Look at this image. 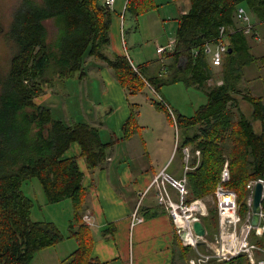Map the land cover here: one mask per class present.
<instances>
[{"label": "trees", "instance_id": "1", "mask_svg": "<svg viewBox=\"0 0 264 264\" xmlns=\"http://www.w3.org/2000/svg\"><path fill=\"white\" fill-rule=\"evenodd\" d=\"M190 1V10L180 17L175 30V46L168 53L175 58L183 56L186 64L183 68L173 64L162 79L164 83L182 82L187 87L206 88V102L195 114H179L176 119L182 131L178 151L182 155V148L191 145L193 152H200L198 159H191L193 168L185 174L187 200L213 194L227 162V186L236 192L243 218L248 211L246 183L264 179V97L254 96L240 86L244 65L251 57L244 51L243 34H237L240 30L227 34L238 35L239 44L228 47L223 56L220 84L216 81L206 86L215 74L203 52L204 44L217 38L219 28H227L232 22V13L242 0ZM155 7L151 0H128L125 10L134 18ZM49 19L56 29L51 42L47 41L44 24ZM110 23L111 12L105 0H22L13 16L7 36L14 52L7 72H0V264H31L37 252L66 237L75 238L78 246L60 264H99L90 257L92 234L82 218L86 202L83 173L76 157L67 156L66 152L77 142L88 168L94 169L105 160L111 142H101L98 129L86 121L68 124L54 118L52 109L36 104L34 98L75 73L82 78L88 57L109 67L131 95L142 90L146 82L151 84L155 79L136 72L127 56L109 53ZM238 95L252 106L250 115L240 108ZM152 103L172 120L164 105ZM134 117L132 112L124 124V137H129L127 128L134 123ZM255 121L259 122L258 131ZM34 178L46 203L70 200L67 236L52 221L31 219L33 200L25 195L22 185ZM261 207L264 212V199ZM212 211L211 217L201 220L210 229L215 224ZM113 231V227H107L102 234L107 236ZM252 238L263 247L264 232ZM189 250L192 252L191 247L181 246L183 257ZM235 259L245 261L239 256L226 262Z\"/></svg>", "mask_w": 264, "mask_h": 264}, {"label": "crops", "instance_id": "2", "mask_svg": "<svg viewBox=\"0 0 264 264\" xmlns=\"http://www.w3.org/2000/svg\"><path fill=\"white\" fill-rule=\"evenodd\" d=\"M127 1L114 0L109 7L111 12L110 51L112 50L114 54L118 55H125L122 22L126 12ZM168 3L174 9V15H170L171 19H173L170 28L176 30L180 17L190 10L191 1L168 0ZM160 5L162 6L163 4L161 3ZM158 7L156 6V8ZM240 7L244 9L248 22L252 25L249 33L241 31L247 22L239 19L236 15L237 9ZM238 8L233 11L232 22L227 25V30L231 33L240 30L237 34L241 33L244 36V51L246 50L251 57L248 63L244 65L240 86L244 89L248 88L249 92L254 95L252 91L262 92L261 90L264 89V83L260 80H255L258 76V67L257 65H252L253 63H259V66L264 69V54H253V50L257 53H262L264 50L262 43L264 38V0H242ZM167 18H169L168 15L166 17L163 16L162 20L165 21ZM238 35H227L224 38L227 47L236 48V45L238 46L239 42L236 40V37H239ZM165 56H167L166 69L168 71L173 64L180 68H183L186 64V59L183 56L178 58H175L173 54ZM206 57L213 70L214 66L211 65L210 58L207 55ZM93 64L94 66L90 71L94 76H99L100 84L102 87L105 86L106 91L104 92L109 96L106 100L109 102L107 106H110L111 103L114 107L107 112L106 117L101 119V116L97 115L86 122L98 129L101 142H111V144L105 151L106 158L103 163L94 169L88 168L84 157L80 154L81 149L77 142H73L66 152L67 156L76 157L78 166L83 173L82 185L86 192L83 216H88L89 220L86 222L82 218L84 223L89 226L92 234L93 245L90 257L92 260L99 262V264H180L181 259L178 262L176 254L179 258L183 257L181 253L183 244L176 233L171 217L158 204L153 189L149 190L141 199L140 213L144 218L143 221L131 226L130 214L140 199V192L147 188L152 178L160 170L165 168L174 177L183 176V162L185 163V161L177 148L182 135L180 134V137H177V144L172 150L169 144L165 147L163 146V139L161 137L158 138V135L162 134L158 132L156 127L151 129L152 135L150 137L143 135V132L148 130L149 127H145L143 131L141 130L142 134L140 136L136 128L130 132L129 137H124V124L131 110L128 100H125L124 94L118 86L120 83L117 84L112 79V71L104 63ZM88 66L90 67L85 62V69ZM103 73L109 77V81L103 78ZM245 74L247 75L245 76ZM248 75L249 77H247ZM209 81L210 79L206 81V86H211ZM216 83L220 84L221 79H218ZM48 90L46 89L44 94L34 98V102L39 104L38 102H42L45 98L47 99L48 95L50 96L47 93ZM140 92L142 91L140 90L136 94ZM254 96L264 97V93ZM150 101L147 103L157 111H160L154 106L152 100ZM45 103L43 105H47L51 109L54 106ZM165 119V127H170L167 115ZM139 120H142L140 112L136 115L137 126H139ZM63 121L68 124L72 122L68 118L67 121ZM169 121L172 122V120ZM193 131L194 129L190 130V132ZM183 148H187L189 157L186 164L189 169H192L193 166L190 164L194 155L192 146L188 145ZM171 193L175 197L174 190H171ZM251 214L252 212L249 217H251ZM202 224L206 231L205 235L210 234L212 229L210 227L206 228L203 222ZM107 227H113L114 231L112 234L104 236L102 229ZM199 246V249L201 247L204 249L205 247L203 243H200ZM182 260L184 261V258Z\"/></svg>", "mask_w": 264, "mask_h": 264}, {"label": "rangeland", "instance_id": "3", "mask_svg": "<svg viewBox=\"0 0 264 264\" xmlns=\"http://www.w3.org/2000/svg\"><path fill=\"white\" fill-rule=\"evenodd\" d=\"M40 3L41 0H35ZM151 2L158 8L142 13L136 17H132L130 13H124V19L122 22L123 26V39L125 43L124 54L131 60L132 64L138 68L144 77L155 79L151 84L145 85L139 94L131 95L128 91L119 85L118 81L112 73V79L118 84L124 94V98L130 105V114H135L133 124L129 125L127 131L132 132L137 128V132L142 134L145 127H149L148 130L143 132L144 136L150 137L152 135V128L156 127L158 132L162 135H158V138H162L163 146L170 145L171 150L175 146L177 137H180L182 131L177 127L176 119L179 114L184 116H192L195 114L197 109L206 102L204 88H197L193 86H185L182 82L176 83H164L162 79L167 75V56L160 55L156 52L158 45L165 46L169 40L175 37V29H171L172 20L170 15H174L173 6L168 3V0H151ZM22 3V0H0V72L6 73L9 67V60L14 52L13 43L9 40L7 33L11 28V22L15 12L18 11ZM163 4L162 6L160 4ZM169 16L167 20H162L163 16ZM164 23V24H162ZM44 24L48 30L47 41L51 42L55 38V26L52 20H45ZM264 45V38L262 40ZM109 53H114L112 50ZM254 55L264 54L257 53L253 50ZM112 55V54H111ZM87 64L90 65L86 68V74L82 77L75 73L72 78L65 80L64 82H57L56 85L47 91V99L41 100L39 104H51L54 105L52 108V114L55 118H61L67 121V118L73 121H89L94 116H101V119L107 116V112L114 106L110 103L107 106L106 100L108 95L105 94V86L102 87L100 84V77L94 76L90 69L94 66L93 63L101 64L100 61L93 57L86 58ZM257 65L258 73L255 80H260L264 83V69H262L259 63L252 64ZM106 66V65H105ZM107 67V66H106ZM165 67V68H164ZM109 68V67H107ZM110 69V68H109ZM111 70V69H110ZM112 71V70H111ZM214 78L209 83L212 85L220 78L221 66L214 67ZM159 74V75H158ZM247 74H245L246 76ZM155 77V78H154ZM157 77V78H156ZM249 77V75L247 76ZM103 78L109 81V77L103 73ZM253 81V80H252ZM108 86V85H107ZM106 86V88H107ZM109 89V87H108ZM264 93V89L261 90ZM262 92L252 91L254 95H260ZM239 101L240 108L246 115H250L252 106L242 100L241 96H236ZM150 100L159 102L165 106V109L170 114L172 122L168 121L170 127H165L164 121L166 120V114L163 111H157L154 107L149 105ZM161 100L164 102H161ZM40 101V100H39ZM151 102V101H150ZM142 115V120H139V126L136 125V115ZM112 120V119H110ZM255 129L259 130V122H253ZM142 130V131H141ZM181 141V137H180ZM177 146V145H176ZM183 157V153H182ZM193 157L197 159L195 153ZM192 157V158H193ZM191 158V159H192ZM183 175L189 171L185 170V163L183 162ZM255 180V179H251ZM249 180V181H251ZM248 181V182H249ZM247 182V183H248ZM246 183V185H247ZM217 186V184H216ZM215 186V188H216ZM22 190L29 198L33 200V207L31 210L32 220H47L54 222L60 231L67 236L68 231V220L71 216V202L70 200H64L59 203L48 204L45 201L42 188L36 178L25 182L22 185ZM215 190V189H214ZM249 194L246 198L248 211L242 218L245 221L249 218L251 209L248 204V198L251 195V191L247 189ZM206 207L205 214H199L200 220H204L210 216V210L213 209L215 224L213 225L212 232L205 235L203 240L210 242L213 246L217 238V212L215 205L214 193L207 195L204 198H200ZM238 202V200H237ZM239 206V204H238ZM240 214V213H239ZM241 216V214H240ZM204 241H201L203 243ZM251 241L254 242L253 238ZM205 245V243H203ZM77 240L73 237H66L63 241L53 245L51 247L40 250L34 255L31 264H60V261L68 256L75 248H77ZM184 246V245H182ZM189 247V246H185ZM200 247V246H198ZM205 248L201 251L205 252ZM195 253L191 250L187 251L185 257H177V261L180 264H188V259L193 257ZM256 256L263 257L261 251L256 252ZM245 259L237 260L233 262H226L225 260L210 259L206 264H250L248 259L241 255ZM184 258V261L182 260ZM237 258V257H236ZM179 259V260H178ZM232 260V259H231ZM229 261V260H228ZM186 262V263H185Z\"/></svg>", "mask_w": 264, "mask_h": 264}, {"label": "built area", "instance_id": "4", "mask_svg": "<svg viewBox=\"0 0 264 264\" xmlns=\"http://www.w3.org/2000/svg\"><path fill=\"white\" fill-rule=\"evenodd\" d=\"M114 0H105L108 7L113 4ZM236 15L239 19L246 21V25L241 29L244 33H249L252 25L248 22V18L243 8H238ZM233 32V31H232ZM231 33L225 26L219 28L218 36L212 42H206L203 46V52L210 58V63L214 67L221 65L223 56L228 47L224 41L227 34ZM175 46V37L165 45H158L156 52L160 55H167ZM194 54L198 53L197 49L193 50ZM133 69L138 72L136 66L132 64ZM147 85H149L146 82ZM161 102H163L161 100ZM164 103V102H163ZM183 159L185 161V170L189 169L186 164L188 160L187 148H182ZM196 156H199V150L194 151ZM190 170V169H189ZM230 179V172L227 162L224 163L220 179L214 190V198L217 212V238L214 246L210 242L203 240L204 237H199L193 230V223L201 221L199 214H205L206 207L201 199L188 201V188L185 174L182 177H174L166 169L160 170L147 188L140 192V199L135 208L130 214V225L134 226L143 221V216L140 213V204L143 196L151 189L154 190L157 202L162 206L167 214L171 217L175 226L176 233L179 236L184 246L192 248L195 255L188 259V264H206L210 259L231 260L241 255H244L250 264H264V243L263 247H259L255 242L251 241L252 235L262 236L264 232V212L259 214V221L256 226L250 223V217L245 221L239 214V206L237 202V194L234 190L227 186ZM260 182L263 185L262 199H264V179L257 178L247 183L246 188L251 191L248 198V204L251 209L252 192L254 185ZM171 190H174L175 197ZM87 222L88 216H83ZM182 223H184L182 225ZM195 236V238H194ZM201 241L205 243V252L199 249ZM261 251L263 257L256 256V252Z\"/></svg>", "mask_w": 264, "mask_h": 264}, {"label": "water", "instance_id": "5", "mask_svg": "<svg viewBox=\"0 0 264 264\" xmlns=\"http://www.w3.org/2000/svg\"><path fill=\"white\" fill-rule=\"evenodd\" d=\"M262 193H263V185L260 182H257L254 185L252 192V204H251V217L250 223L253 226H256L259 221V214L261 211V202H262ZM193 230L199 237H204L206 234L205 228L201 221H195L193 223Z\"/></svg>", "mask_w": 264, "mask_h": 264}, {"label": "bare ground", "instance_id": "6", "mask_svg": "<svg viewBox=\"0 0 264 264\" xmlns=\"http://www.w3.org/2000/svg\"><path fill=\"white\" fill-rule=\"evenodd\" d=\"M184 223H182V225H183ZM194 238H195V236H194Z\"/></svg>", "mask_w": 264, "mask_h": 264}]
</instances>
